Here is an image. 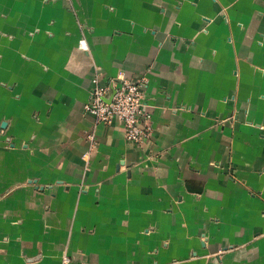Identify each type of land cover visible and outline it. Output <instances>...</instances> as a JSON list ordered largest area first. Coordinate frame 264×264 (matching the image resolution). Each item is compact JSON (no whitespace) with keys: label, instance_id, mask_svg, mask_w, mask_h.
<instances>
[{"label":"crops","instance_id":"0c3cea01","mask_svg":"<svg viewBox=\"0 0 264 264\" xmlns=\"http://www.w3.org/2000/svg\"><path fill=\"white\" fill-rule=\"evenodd\" d=\"M0 264H264V0H0Z\"/></svg>","mask_w":264,"mask_h":264},{"label":"built area","instance_id":"2783aa9c","mask_svg":"<svg viewBox=\"0 0 264 264\" xmlns=\"http://www.w3.org/2000/svg\"><path fill=\"white\" fill-rule=\"evenodd\" d=\"M79 48L86 50V42L81 40ZM99 78L94 86L90 100L84 111L95 118L97 124L119 122L124 128L128 142L141 146L152 137V114L144 99L146 81L123 78L100 84Z\"/></svg>","mask_w":264,"mask_h":264},{"label":"rangeland","instance_id":"374dc122","mask_svg":"<svg viewBox=\"0 0 264 264\" xmlns=\"http://www.w3.org/2000/svg\"><path fill=\"white\" fill-rule=\"evenodd\" d=\"M80 43V42H79ZM93 89V88H92ZM92 89H91V92H92ZM91 92H90V98H91ZM90 100V99H89Z\"/></svg>","mask_w":264,"mask_h":264}]
</instances>
